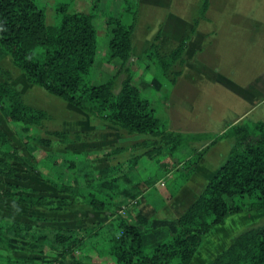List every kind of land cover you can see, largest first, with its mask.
Here are the masks:
<instances>
[{
	"label": "trees",
	"instance_id": "trees-1",
	"mask_svg": "<svg viewBox=\"0 0 264 264\" xmlns=\"http://www.w3.org/2000/svg\"><path fill=\"white\" fill-rule=\"evenodd\" d=\"M72 1L56 4L58 21L48 23L46 7L41 0H0V46L23 71L29 83L43 87L50 94L129 134L150 136L137 145L152 148L143 155L153 156L164 151L174 155L198 141L209 140L210 146L223 137L235 139L226 161L184 213L175 219L151 217L152 223L148 226L155 237L151 245L146 241L143 229L147 217L138 211L129 220L118 218L106 224L105 242L98 253L109 264H191L202 236L211 228L223 224L230 215L244 211L246 206L264 209V120L233 123L223 134L170 131L158 116L152 99L133 80L135 71L131 67V58L135 23L125 22L121 12L101 11L99 0L93 3L89 12H71ZM124 3L130 5V0H124ZM208 5L209 0H202L201 16ZM100 16L104 17L111 33L105 60L119 63V66L106 81L96 83L92 75L98 56L96 21ZM198 23L199 19H194L189 31L168 52L161 49V32L144 50L160 77L170 84H175L183 72L188 42ZM177 63L181 68L174 70ZM0 72L4 75L0 81V110L9 120L34 131L32 141L25 143L26 153L19 149L5 150L3 147L11 142V138L0 125V174L15 177L19 164L52 183L61 193L71 195V200L65 197L66 205L86 204L94 210H109L113 199L119 196V193L102 187L103 178L108 177L111 168L97 170L88 151L74 157H68L70 149L65 154L43 152L42 147L53 145L51 138L38 132L50 118L49 112L26 102L23 92L11 83L10 72L1 64ZM122 74L124 78L119 86ZM153 91L157 92V89L153 87ZM50 134L66 144L82 140L80 133H76L75 138L63 130ZM130 149L117 146L111 154ZM201 153L185 167L189 170L185 180L189 179ZM135 158L134 163L138 157ZM45 160L51 162L48 174L40 171ZM72 170L76 171V176L73 183H67L63 178ZM12 186L14 190L2 192L3 199L16 197L29 207L51 203L47 196L24 192L18 184ZM114 224L115 230H111ZM83 230L88 235L92 233L87 227ZM162 230L166 232L163 234ZM82 238L74 228L38 229L28 221L8 220L0 214V243L12 250L31 247L32 251L42 253L45 242L54 249L72 248ZM22 262L23 258L13 255L5 264ZM105 263H86L71 254L70 264ZM211 264H264V226L237 236Z\"/></svg>",
	"mask_w": 264,
	"mask_h": 264
},
{
	"label": "rangeland",
	"instance_id": "rangeland-1",
	"mask_svg": "<svg viewBox=\"0 0 264 264\" xmlns=\"http://www.w3.org/2000/svg\"><path fill=\"white\" fill-rule=\"evenodd\" d=\"M66 1L41 0L46 7L48 23L58 21L55 6ZM95 1L74 0L70 2L69 10L71 12H89ZM99 1L101 11L111 9L115 14L121 12L125 22L135 23L134 48L131 58V67L135 71L133 80L152 99L158 116L167 128H170V121L166 117L169 112L161 102L166 95H168V99L171 98L172 93L163 90V87H171L172 84L167 79L160 77L155 65L147 58L144 50L150 46L159 32L162 33L165 21L170 13L173 11L180 12V8H182L186 18L190 19L196 9V0H130V5L124 3V0ZM224 1L229 2L231 11L236 10V12L228 15L227 20L229 19L230 23L236 26L237 29H240L239 23L250 26L252 21L245 14L260 8L259 5H254L252 0H242V2L241 0ZM98 19L96 21L98 56L92 75V79L96 83L106 81L116 73L119 66V63L105 60L111 33L104 17L100 16ZM233 26L231 29H236ZM223 33L210 43L213 51L210 49L211 55L209 58L207 53L198 54V57L208 60L209 64L215 65L217 69L220 68L224 74L242 86L251 83L255 77L264 75V37L259 38V35L254 33L244 35L242 32L234 35L229 31L228 35L225 36ZM160 43L162 49V38ZM175 43H170L167 48H172ZM0 64L5 71L10 72L11 83L23 92L26 102L44 108L50 114V118L38 129L39 134L53 140L52 146L42 147L43 152L52 151L65 154L66 150L70 149L68 157H74V155L88 151L89 157L93 159L97 170L110 163L115 165L112 166L110 174L108 177L103 178L102 182V187L106 190L119 193V196L113 199L112 202L113 207H115V217L130 215L131 219L136 216L138 211L143 212L144 217H147L144 220L143 229H145L146 241L150 245L155 239L148 226L152 223L151 217L154 215L157 217L160 206L163 208L162 204L165 203V199L172 200L174 195L187 182L185 175L189 170L185 167L189 165V162L195 161L197 155L203 152L196 163L197 165L200 159L204 158L200 168V171L203 172L199 174L203 177L205 172L209 173L213 168L220 167L227 159L229 154L227 140H222V142L220 140L207 147L205 151L202 148L195 147V142L187 148L177 151L174 155L166 151L153 156L143 155L152 148L137 145L144 139L150 138V136L129 134L125 130L111 125L108 121L95 117L81 108L50 94L43 87L29 83L23 71L13 63L11 56L1 46ZM180 68L178 63L174 66V70ZM123 78L124 74L120 76L119 86ZM3 79L4 75L0 72V81ZM153 87L157 89V92L153 91ZM187 94L193 96L191 100H199V106L208 105L209 109L213 108L212 113L215 116L223 114L218 120V126L220 127L227 122L228 124L232 123L231 120L235 117L234 114L240 109L250 108V101L241 98V96L219 83L205 84L199 82L189 87V93ZM227 109L229 110L227 111ZM199 111L201 110L198 109L194 114L199 116ZM261 117L264 118V103L237 122L258 121L262 120L259 119ZM0 125L11 138V142L3 148L5 150L19 149L26 153L25 143L32 141L34 137L33 129L9 120L1 110ZM55 130L69 131L72 138L76 137V133H80L82 140L68 144L63 143L55 135L50 134ZM215 132L213 134L220 133V131ZM119 137L124 143L119 141ZM202 144L201 142L198 143V145ZM117 146H128L132 149L116 156L112 155L111 151ZM135 157H138L136 163L133 160L136 159ZM108 160H111V162ZM16 166L18 171L15 177L0 174V214L8 220L28 221L38 229L74 228L78 230V236L83 238L72 248L54 249L49 242H45L42 253L32 251L31 247L12 250L0 243V264H5L7 258L13 255L23 258L22 264H70L72 253L76 258H80L86 263L107 262L101 259L98 253L101 244L105 242V230L108 227L105 223H107L109 217L106 214L98 216L99 213H96L86 204L71 203L66 205L67 200L65 197L71 200V195L67 196L68 194L61 193L52 183L19 164ZM50 167V160H45L40 165V171L48 174ZM194 171L195 168L189 173V178ZM75 172L72 170L63 179L67 183H73L76 176ZM13 184L20 185L24 192L47 196L51 199L50 205L29 207L19 202L16 197L3 199L2 192L6 189L14 190ZM134 201L137 202L134 203ZM119 210H122V212ZM154 210L157 211L154 212ZM165 211L164 208L161 213L163 214ZM116 218L112 221H116ZM110 223L108 222V224ZM114 226L115 224L111 226V230L114 229ZM263 226L264 209H250L246 206L244 211L230 215L223 224L214 226L202 236L201 244L191 264H211L218 254L228 249L237 236L249 229ZM85 227L92 229L90 235L84 232L83 228Z\"/></svg>",
	"mask_w": 264,
	"mask_h": 264
},
{
	"label": "crops",
	"instance_id": "crops-1",
	"mask_svg": "<svg viewBox=\"0 0 264 264\" xmlns=\"http://www.w3.org/2000/svg\"><path fill=\"white\" fill-rule=\"evenodd\" d=\"M195 2L196 9L192 13L190 19L186 18V14L182 10V8H180V12L173 11L165 21V25L162 31V49L164 51H168L169 49H171V47L168 49L167 46H169L170 43L179 41L181 37L192 27L193 20L196 18L199 19L196 30L188 42V47L185 53L186 63L183 68V72L175 84H172L171 87H163V90L169 91L172 94L170 99H168V95L164 96V100H162L161 103L163 104V106H166V110L169 112L166 117H168L170 121V128H168L170 131L182 133H216L215 131H220L219 134H223L231 124L236 123L245 115L253 112L255 108H258L262 103H264V75L257 76L252 80L251 83L242 86L236 81L232 80L229 76L224 74V72H222L220 68L217 69L215 65L209 64L210 62L208 60L199 58L198 54L207 53L209 58V56L211 55L210 49L213 51L210 43L215 38L220 37L224 31V36L226 34L228 35V32L231 31L234 35H238V33L243 32L244 35L248 33H254L259 35V38L264 37V0H252L253 4L259 5L260 8L257 10H253L249 14H245V16L250 17L249 19L252 21V24L250 26H244L242 25V23H239L240 29H237L236 26H233L230 23L229 19L227 20V17L230 13L236 12V10H230L229 2L227 3L224 0H209V5L204 13V16H201L202 0H196ZM240 14L242 13L240 12ZM232 26L236 27V29H231ZM199 82L205 84L219 83L223 85L228 90H231L238 96H241V98L250 101V108H242L237 113H235V117H233L231 120L232 123L228 124L227 122L221 127L218 126L219 117L223 114L215 116L212 113L214 111L213 108L209 109L208 105H205L203 107L199 106L200 101L191 100V97L193 96L187 94L189 93V87H192V85H195ZM168 103H170V105H168ZM198 109H200L201 111H199V116H196L194 113ZM228 110L229 109H227V111ZM259 119L263 120L264 118L261 117ZM223 138H221L220 140L221 142L222 140L228 141L230 152L235 144V139L232 137ZM119 141L123 142L121 137H119ZM199 142L203 144L198 145ZM209 144L210 141L202 140L196 142L194 146L202 148L203 151H205L206 148L209 147ZM203 159L204 158L200 159L195 167V171L187 180V182L176 193V195H174V198L170 201L165 199V203L162 204L163 208L162 206L160 207L162 209L165 208L166 211L162 214V209L160 208V211H158L157 213L158 218L175 219L179 217L203 192V190L219 168H213V170H211L209 173L205 172V175L201 177L199 174L203 172L200 171ZM111 160L108 161L111 162ZM112 166L115 165L110 163L109 165L100 168H112ZM136 202L137 201H134V203ZM94 211L96 213H99L98 216L106 214V216L109 217V220L106 221L107 223L116 218L115 207H113V205L109 210ZM119 211L122 212V210ZM130 217L131 216L129 215L127 217L120 216L118 218H125L129 220ZM158 230H152V232H158ZM161 232L164 234L166 231L162 230Z\"/></svg>",
	"mask_w": 264,
	"mask_h": 264
}]
</instances>
